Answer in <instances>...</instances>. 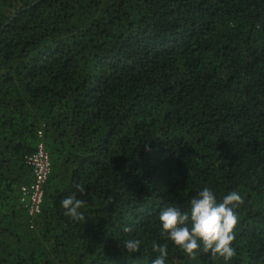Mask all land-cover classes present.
Returning a JSON list of instances; mask_svg holds the SVG:
<instances>
[{
	"label": "trees",
	"instance_id": "1",
	"mask_svg": "<svg viewBox=\"0 0 264 264\" xmlns=\"http://www.w3.org/2000/svg\"><path fill=\"white\" fill-rule=\"evenodd\" d=\"M204 186L243 197L229 264H264V0H0V264H151L153 242L166 264H224L159 224ZM74 193L83 221L61 206Z\"/></svg>",
	"mask_w": 264,
	"mask_h": 264
},
{
	"label": "clouds",
	"instance_id": "2",
	"mask_svg": "<svg viewBox=\"0 0 264 264\" xmlns=\"http://www.w3.org/2000/svg\"><path fill=\"white\" fill-rule=\"evenodd\" d=\"M76 192L84 193V186L75 185ZM243 204V197L237 191H230L217 200L216 194L208 186H204L189 202L190 211L181 212L175 206H166L159 212V224L166 238L170 240L189 260H196L201 253L210 254L212 258H222L229 264L236 251L232 247L236 239V227L239 217L236 209ZM64 214L75 221H83L85 217L80 211L85 201L77 198L75 193L62 201ZM125 232L131 231L125 228ZM140 241L129 239L124 241L128 253L140 251ZM152 251L158 253L151 264H166L167 245L152 244Z\"/></svg>",
	"mask_w": 264,
	"mask_h": 264
},
{
	"label": "built area",
	"instance_id": "3",
	"mask_svg": "<svg viewBox=\"0 0 264 264\" xmlns=\"http://www.w3.org/2000/svg\"><path fill=\"white\" fill-rule=\"evenodd\" d=\"M40 139L36 151L24 158V163L32 171V181L19 189L20 202L26 207L30 218L37 217L41 213L44 199V185L50 174V159L41 141L42 133L38 132Z\"/></svg>",
	"mask_w": 264,
	"mask_h": 264
}]
</instances>
